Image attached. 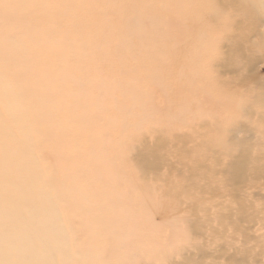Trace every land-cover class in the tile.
I'll return each mask as SVG.
<instances>
[{
    "label": "rangeland",
    "instance_id": "1",
    "mask_svg": "<svg viewBox=\"0 0 264 264\" xmlns=\"http://www.w3.org/2000/svg\"><path fill=\"white\" fill-rule=\"evenodd\" d=\"M191 1L0 0V264H264V0Z\"/></svg>",
    "mask_w": 264,
    "mask_h": 264
},
{
    "label": "bare ground",
    "instance_id": "2",
    "mask_svg": "<svg viewBox=\"0 0 264 264\" xmlns=\"http://www.w3.org/2000/svg\"><path fill=\"white\" fill-rule=\"evenodd\" d=\"M233 1H235V2H237L239 5H240V7H241V10H240V12H241V14L243 15V16H248V15H250V9H253L254 7H256L257 8V3L254 1V0H231V2H233ZM261 2H262V0H260ZM198 2V3H197ZM212 2H213V0H194V1H191V2H188V3H182V2H179L178 4H177V12H176V14H178V15H181V14H184L185 15V13H188V12H191V13H200L201 12V8L203 7V6H206L207 7V11H206V13L205 14H213V13H215L216 11L214 10V6H213V4H212ZM229 3L230 2H226V4L227 5H229ZM264 4V3H263ZM25 7V5H23L22 6V8H24ZM140 13V12H139ZM218 17H224L225 18V14H223V13H220V14H218ZM217 17V18H218ZM216 18V17H215ZM169 19L171 20V17H169ZM220 19H222L223 21H225L223 18H220ZM219 19V20H220ZM226 22H228V21H226ZM229 31V26H226L224 29H223V31H222V34H225V33H227ZM178 43V42H177ZM176 43V44H177ZM176 44H174V45H176ZM23 46L20 48V49H16V48H14L13 50H15V51H21V50H23ZM12 54H14V53H12ZM186 54H188V51H186ZM193 54H194V56H195V53L193 52ZM3 58H5V57H3ZM0 80H2V81H0V85L1 86H6V84H7V82H8V79L7 78H1ZM8 91V90H7ZM9 92V91H8ZM24 92V88H20V91H18V96L19 97H22L23 96V93ZM25 92H26V89H25ZM9 94V93H8ZM264 101V100H263ZM261 107H264V102H263V104L262 105H260ZM4 133V131H3V127L2 126H0V134H3ZM20 147H21V149L23 150V153L26 155V157L27 158H29V161H27V162H23L21 165H22V167H28V170H27V173L24 175H20L19 176V179L21 180V181H27L28 180V178H37L38 179V167L36 166V164H34V160H35V157L31 154V150H29V149H27V148H25V147H23L22 145H20ZM4 150L6 151V148H4ZM161 150V149H160ZM149 155L147 156L148 157V163H149V165H153L154 163H157L158 161H159V159L160 158H157V156H151L150 154H151V152H147ZM250 160V159H249ZM236 167V166H235ZM235 170V169H234ZM244 170H246L245 169V167H244ZM244 170H242V171H244ZM241 170H238V174H237V177H239L242 173H244V172H242ZM255 172V171H254ZM171 186H172V183H171ZM19 191H23V188H20V190ZM24 192H25V197L27 198V201H25L26 203H27V205H29V202H30V200L28 199V197L30 196V195H37L38 196V192H40V193H42L40 190H38V188L36 189V190H34V189H29V190H24ZM183 196H185V195H183ZM136 197V196H135ZM179 197H181V196H179ZM47 198V197H46ZM20 206V203H19V201L17 202V207H19ZM30 212H32V211H30ZM0 214L2 215V214H4L2 211H0ZM47 216V215H46ZM46 223L47 224H49L48 223V221L46 220ZM57 226L58 227H61V224H63V220L61 219V218H59L58 220H57ZM8 228H11V226L8 224ZM48 228H49V225H48ZM21 232V231H20ZM47 233H49V229H47ZM52 235H54L53 233H52ZM55 237H56V233H55ZM8 239V238H7ZM6 239V240H7ZM5 240V241H6ZM26 241H28V242H32V239H28V240H26ZM4 242H1L0 243V247H1V245L3 244ZM22 241H21V239H20V244L17 246V252H18V255H20V256H22V258H23V264H37V262H36V260H35V258H34V256H33V254H31L29 251H26V249H25V247H24V245L22 244ZM5 246V245H4ZM4 246H2L1 248H0V250L1 249H3L4 248ZM69 258H70V256H69V254H66V262H65V264H68V260H69ZM8 264V263H7Z\"/></svg>",
    "mask_w": 264,
    "mask_h": 264
}]
</instances>
